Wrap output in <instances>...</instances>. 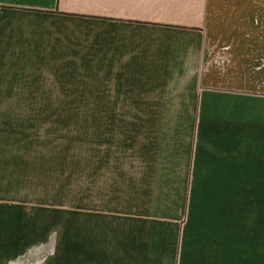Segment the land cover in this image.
Wrapping results in <instances>:
<instances>
[{
	"label": "crops",
	"instance_id": "0c3cea01",
	"mask_svg": "<svg viewBox=\"0 0 264 264\" xmlns=\"http://www.w3.org/2000/svg\"><path fill=\"white\" fill-rule=\"evenodd\" d=\"M0 70L124 79V110L185 112L136 121L124 264H254L242 191L264 258V0H0Z\"/></svg>",
	"mask_w": 264,
	"mask_h": 264
},
{
	"label": "rangeland",
	"instance_id": "374dc122",
	"mask_svg": "<svg viewBox=\"0 0 264 264\" xmlns=\"http://www.w3.org/2000/svg\"><path fill=\"white\" fill-rule=\"evenodd\" d=\"M39 73L0 70V264H124L136 121L185 112L124 110V79ZM251 210L242 191L241 256L264 264Z\"/></svg>",
	"mask_w": 264,
	"mask_h": 264
}]
</instances>
